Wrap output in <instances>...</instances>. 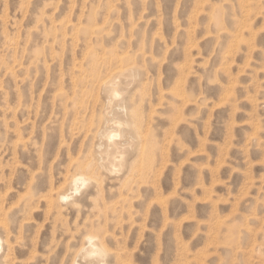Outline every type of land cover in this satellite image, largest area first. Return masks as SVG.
Returning <instances> with one entry per match:
<instances>
[{"label": "rangeland", "instance_id": "rangeland-1", "mask_svg": "<svg viewBox=\"0 0 264 264\" xmlns=\"http://www.w3.org/2000/svg\"><path fill=\"white\" fill-rule=\"evenodd\" d=\"M87 238L264 264V0H0V264H97Z\"/></svg>", "mask_w": 264, "mask_h": 264}, {"label": "bare ground", "instance_id": "bare-ground-1", "mask_svg": "<svg viewBox=\"0 0 264 264\" xmlns=\"http://www.w3.org/2000/svg\"><path fill=\"white\" fill-rule=\"evenodd\" d=\"M123 60V59H122ZM116 61H119V59H117ZM118 64V63H117ZM121 66H122V64H121ZM128 67V66H127ZM126 67V68H127ZM120 71H118V72H116V74H114L115 76L113 77V79H117V78H122V77H124L125 75H126V70L124 71L123 69H125V68H122V67H120ZM115 70V69H114ZM113 70V71H114ZM117 70V69H116ZM115 70V71H116ZM127 71H129V70H127ZM110 75H112V74H110ZM109 78H111V76L109 77ZM112 80V78L110 79V81ZM109 82V81H108ZM108 84H112V89H113V91L114 92H116L117 93V85H116V82H114L113 80L110 82V83H108ZM130 118H132V117H130ZM129 122V121H128ZM128 122H126V123H119V127H117V129H115V130H113L112 132H110V133H108V137L111 139V140H114L115 138H119V137H121L122 136V133H123V130H122V128H120V126L121 125H129L130 123H128ZM118 123V122H117ZM116 123V124H117ZM132 125V124H131ZM115 128V127H114ZM137 140V139H136ZM118 146V145H117ZM116 146V147H117ZM90 165H92V164H90ZM89 167H87V166H84V169L86 170V169H88ZM89 181V179H88V177H86L85 176V173H83V172H81V173H78L77 172V174L73 177V179H72V181H71V183H72V185L74 186V191H75V193H77V192H79L80 191V187L81 186H83L85 183H87ZM62 193V192H61ZM61 197V196H60ZM68 195H62V199L63 200H66V199H68ZM100 230V229H99ZM95 233V232H94ZM94 235V234H93ZM97 235V234H96ZM88 237V236H87ZM97 237V236H96ZM94 238V237H93ZM93 238H87V240H88V244H89V246H88V248L87 249H85V255H84V257H86V259L87 258H89L91 261H93V262H95V263H97V264H101V263H103V264H107L106 263V258L109 256V255H111L105 248H103V247H100V246H98L95 242H94V240H93ZM96 239V238H95ZM0 245H1V240H0ZM9 248V247H8ZM81 249V248H80ZM82 250H83V247H82ZM8 253V252H7ZM76 254V253H75ZM114 255V258H115V261H114V263L115 264H122L123 262L121 261V259H122V255L121 254H117V253H115V254H112V256ZM4 257V259L6 260V262L7 263H9L10 262V255L9 254H6L5 256H3ZM82 257V256H81ZM74 258V257H73ZM83 259V258H82ZM111 260V259H110ZM75 261V260H74ZM73 261V262H74ZM80 262H82V261H80ZM79 262V263H80ZM88 262V261H87ZM86 263V262H85ZM92 263V262H91ZM110 263V262H109ZM125 263V262H124ZM81 264V263H80Z\"/></svg>", "mask_w": 264, "mask_h": 264}]
</instances>
